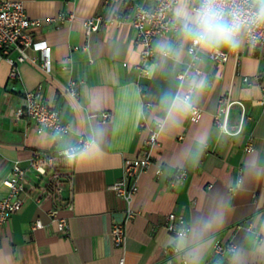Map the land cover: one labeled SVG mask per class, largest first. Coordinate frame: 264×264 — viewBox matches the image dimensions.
I'll list each match as a JSON object with an SVG mask.
<instances>
[{"label":"crops","instance_id":"obj_1","mask_svg":"<svg viewBox=\"0 0 264 264\" xmlns=\"http://www.w3.org/2000/svg\"><path fill=\"white\" fill-rule=\"evenodd\" d=\"M29 18L40 19L31 27L35 39L51 46L52 69L44 72L40 51L29 50L36 62L23 61L11 76V65L0 59V197L7 193L1 178L8 175L14 161L21 165L33 150L56 153L87 139L93 128L103 129V155L85 164H74L73 206L65 184L61 199L48 194L47 176L27 173L28 188L21 209L0 226V264H182L169 243L175 237L164 226L169 212L182 215L186 224L195 215L208 211L213 193L226 192L230 211L223 224L211 233L210 243L199 264H233L232 253H213L216 241L232 242L243 249L247 264H264V178L245 180L243 192H232L235 182L245 179L244 167L255 152L264 163V49L245 44L235 52L227 49L224 62L198 53V63L207 87L197 107V122L186 118L179 126L161 134L157 119L164 113L159 106L161 94L179 85L177 73L188 60L187 48L179 62L161 57L157 45L163 40L176 43L175 30L154 40L150 73L139 76V44L129 22L135 3L152 6L155 0H21ZM173 5L170 15L173 19ZM73 14L63 21L59 13ZM102 14L119 16L122 21L85 34L83 20ZM77 48H74V47ZM166 63L162 67V60ZM75 83L76 93L69 88ZM41 85L42 100L60 113L70 128L63 136L53 132L37 133L35 122L10 115L23 105L26 91ZM239 100L244 106V121L239 132H221L214 114L221 100ZM108 112L110 116L103 118ZM240 106L234 104L228 119L234 128ZM151 131H158V145L152 152V165L138 176V191L132 200L137 214L125 222L123 248L115 247L111 236L113 223L123 220L125 201L109 185L120 178L124 164L139 156ZM206 134L207 143L195 164L192 154L196 140ZM252 149L247 151L246 145ZM161 166L160 174L155 173ZM184 169L181 181L172 182L175 172ZM58 206V216L67 220L68 230H57L50 211ZM39 219L43 227L32 229ZM256 249H260L257 252Z\"/></svg>","mask_w":264,"mask_h":264},{"label":"built area","instance_id":"obj_2","mask_svg":"<svg viewBox=\"0 0 264 264\" xmlns=\"http://www.w3.org/2000/svg\"><path fill=\"white\" fill-rule=\"evenodd\" d=\"M175 4V0H155L152 6H144L139 3L133 5L134 11L129 20L133 30L135 40L139 44V62L135 68L139 76H147L150 73L149 62L154 55V40L166 35L174 30L170 11ZM73 14L59 13L57 19L63 21L65 18H72ZM122 18L119 16H103L97 14L83 20L85 34L98 32L102 27L116 22L119 24ZM40 19L29 18L25 12L21 0H0V59H5L11 65V76L16 75V68L20 62H36L35 57L29 53V50L40 51L42 59L39 62L44 72L49 73L52 69L50 58L51 46L45 40L35 39L31 27L39 25ZM264 49V37L258 43L251 45ZM74 48H77L76 46ZM185 66L178 71L177 79L180 82L181 77H186L192 73H201L198 65L200 56L198 53H191ZM197 59H193V56ZM209 57L218 62H224L228 58V53L220 50L215 54H209ZM72 94L76 93L75 83L69 84ZM23 105L12 110L10 115L15 118L26 116L32 119L36 124L37 133L53 132L60 137L69 132L70 128L65 124L60 113L42 100L41 85L35 90L26 91L23 96ZM234 104L240 106L239 118L236 125L232 128L228 119L230 111ZM243 103L239 100L225 98L221 100L220 107L214 114V123L221 132L234 134L240 131L245 113ZM110 114L104 112L103 118H108ZM201 116V109L196 106V113L189 117L191 122H197ZM86 139L80 137L75 145H83ZM158 145V131H151L146 140L142 153L126 162L122 168L120 178L109 185L114 193L120 196L126 203L123 220L115 222L111 228V236L115 247L123 248L126 238L125 222L133 218L137 211L132 207V200L138 191V176L146 171L152 165V152ZM66 147L58 150L56 153H49L43 150H33L26 159L23 166L19 161H14L10 172L1 178V183L7 188V193L0 197V226L3 225L15 212L19 211L23 205V194L28 188L27 173L32 172L37 178L47 176L48 194L53 199H61V192L66 184L69 189L68 197L63 201L68 208L73 206V173L74 164L66 162ZM247 151L252 149L250 144L246 145ZM162 171L161 166L155 169L156 174ZM186 175L184 169L175 172L172 182L181 181ZM58 206L50 211L52 219L56 222L57 230L66 232L68 230L67 220L58 216ZM187 225L184 218L175 212H169L164 216V226L166 230L174 236L177 230ZM43 227L42 222L37 219L32 224V229ZM264 239V234L261 235ZM236 250V245L232 242L216 241L213 246V253L224 256ZM117 264H124V256L121 255Z\"/></svg>","mask_w":264,"mask_h":264},{"label":"clouds","instance_id":"obj_3","mask_svg":"<svg viewBox=\"0 0 264 264\" xmlns=\"http://www.w3.org/2000/svg\"><path fill=\"white\" fill-rule=\"evenodd\" d=\"M172 24L176 33V43L163 40L157 49L163 58L179 62L185 49L191 53L215 54L227 49L235 52L245 44L258 43L264 37V0H175ZM193 59H197L194 55ZM166 59L162 60V67ZM207 87L206 78L192 73L180 78L175 90L164 91L159 98L163 119H157L161 134L179 126L186 118L196 113L200 95ZM103 129L93 128L83 145H68L66 162L85 164L103 155ZM207 136L197 138V151L192 154L195 164L199 153L206 147ZM244 178L235 182L232 192L245 191L244 183L264 178V163L255 153L249 154L244 167ZM230 211V201L226 192L213 193L209 198L208 211L195 215L191 222L182 225L169 243L182 264H199L201 256L210 243L213 230L226 220ZM257 227L264 229V221H257ZM260 252V249H256ZM264 254V253H261ZM233 264H247L248 257L243 249L232 253Z\"/></svg>","mask_w":264,"mask_h":264}]
</instances>
